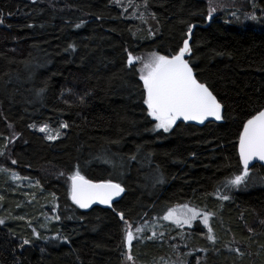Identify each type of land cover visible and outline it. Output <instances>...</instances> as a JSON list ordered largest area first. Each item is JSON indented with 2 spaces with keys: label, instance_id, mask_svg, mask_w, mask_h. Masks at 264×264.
<instances>
[{
  "label": "trees",
  "instance_id": "trees-1",
  "mask_svg": "<svg viewBox=\"0 0 264 264\" xmlns=\"http://www.w3.org/2000/svg\"><path fill=\"white\" fill-rule=\"evenodd\" d=\"M0 21V264H124L128 228L154 221L129 245L136 264H264V168L227 184L244 171L243 124L264 109V0L213 17L204 0H0ZM186 39L222 119L155 131L128 58ZM62 124L54 142L32 129ZM77 171L119 183L122 199L81 210ZM184 205L208 225L163 223Z\"/></svg>",
  "mask_w": 264,
  "mask_h": 264
},
{
  "label": "snow or ice",
  "instance_id": "snow-or-ice-1",
  "mask_svg": "<svg viewBox=\"0 0 264 264\" xmlns=\"http://www.w3.org/2000/svg\"><path fill=\"white\" fill-rule=\"evenodd\" d=\"M188 33L191 36V28H189ZM190 51L189 40L186 39L178 53L172 56L153 53L149 60L142 62L143 67L139 69V79L143 82V102L147 106V115L156 122L155 128L158 130L162 129L164 132H168L178 120L196 121L203 124L209 117L217 121L222 119L221 103L218 102L208 86L198 82L193 75V68L185 59V55ZM128 64L129 66L134 64L131 55L128 58ZM62 127H67V125H62ZM39 131L46 132V126L41 127ZM47 138L51 140L56 137L49 135ZM239 157L244 171L242 174H237L234 178L229 179L227 181L229 185L238 186L241 184L248 175L249 165L253 160L264 162V110L252 115L243 124L239 134ZM69 179L71 180V200L81 209L90 208L95 203L112 207L113 199L124 192V188L119 183L111 181L93 183L82 176L79 171L75 172ZM223 199L227 200L228 196L225 195ZM113 210L115 211V209ZM118 215L122 220L124 219L122 213H118ZM198 215L197 210L184 205L178 216H176V210L172 209L163 218L169 220L175 217L174 222L177 225L187 224L191 226L192 221ZM203 222L207 226L208 216H204ZM2 223L3 221L0 220V224ZM209 233H211L210 228ZM208 239L213 240V237L209 235ZM132 240L133 234L128 232L127 242L129 245ZM28 243V240L24 241V244ZM128 259L131 260L132 257L128 256Z\"/></svg>",
  "mask_w": 264,
  "mask_h": 264
},
{
  "label": "rangeland",
  "instance_id": "rangeland-1",
  "mask_svg": "<svg viewBox=\"0 0 264 264\" xmlns=\"http://www.w3.org/2000/svg\"><path fill=\"white\" fill-rule=\"evenodd\" d=\"M118 1H122V2H124L125 0H118ZM205 1V3L208 5V9H209V16L210 17H213L216 13H219V12H226V11H228V10H230V8L231 9H233L234 7H236V6H238L239 7V9L241 8V7H243V3L244 2H246L247 0H204ZM247 11V10H246ZM245 11V9H244V12H246ZM243 19H244V22L246 21L245 19H248V20H250V19H254L255 17H254V15H251L250 17H252V18H247V16L245 15V13H243ZM235 19H237L238 21L241 19V18H239L238 19V17H235ZM155 53V52H154ZM152 54L153 53H147V54H140V55H138L137 57H133V60H134V62L136 61L137 63V69H138V74L140 75V73H139V69L140 68H142L143 67V63L142 62H146L147 60H149L150 58H151V56H152ZM155 54H157V53H155ZM158 55V54H157ZM137 58H139V59H137ZM147 107V106H146ZM154 121V120H153ZM156 123V122H155ZM62 125H65V124H62ZM46 126V128H47V131L46 132H41V131H39V129L41 128V127H45ZM175 125H173L172 126V128L174 127ZM62 126H60V128H61ZM60 128H58V129H52V128H50L48 125H41V126H33L32 127V129L33 130H35L36 132H38V133H40V134H42L44 137H45V139L47 140V141H49V142H54V141H56V140H58L61 136H62V134H63V130L64 129H66V127H62L61 129ZM64 128V129H63ZM171 128V129H172ZM170 129V130H171ZM154 130L155 131H163L162 129H156L155 128V125H154ZM169 130V131H170ZM168 131V132H169ZM164 132V131H163ZM58 134V135H57ZM49 135H51V136H53V137H56L55 139H48L47 137L49 136ZM70 184H71V180H70ZM231 186H234V185H231ZM188 206V205H187ZM189 208H192V209H195V210H197L198 211V213H199V215L197 216V218L195 219V220H193L192 221V225L191 226H189V225H187V224H182V225H177L175 222H174V218L173 219H169V220H165L164 218H163V223L164 224H166L167 222H171L172 224H173V226H184V227H187V228H189V227H193L194 225H195V223H199L201 226H202V224H204V222H203V218H204V216H208V221H209V218H210V214H209V212H207L202 206H198V207H196V206H188ZM181 208L182 207H180V208H177V209H175L176 210V216H178L179 215V213H180V210H181ZM166 221V222H165ZM205 225V224H204ZM208 225V224H207ZM159 226L160 225H158V222L157 221H154L152 224H150L149 226H148V228L146 229V228H141V227H138L137 229H140V231H137V229L135 230V232H133V231H131V229L130 228H128V231H127V233L128 232H131L132 234H133V240H132V242H131V244L132 243H134V242H136L137 240H141L142 239V235H143V231H148V232H150L151 234H153L154 232H156L158 229H159ZM127 233H126V239H125V243H126V241H127ZM155 234V233H154ZM128 256H130V254H129V250H127V255H126V258H125V262H124V264H136L134 261H133V259H131V260H129L128 259Z\"/></svg>",
  "mask_w": 264,
  "mask_h": 264
},
{
  "label": "water",
  "instance_id": "water-1",
  "mask_svg": "<svg viewBox=\"0 0 264 264\" xmlns=\"http://www.w3.org/2000/svg\"><path fill=\"white\" fill-rule=\"evenodd\" d=\"M185 59L187 60V58L185 57ZM188 61V60H187ZM189 66L191 67V65L189 64ZM193 75L195 76L194 74V71H193ZM264 110V109H263ZM223 115V107L221 109V116ZM220 121V120H219ZM217 120H215L214 118L212 117H209L207 120H205V122L203 124H200V123H197L196 121H184V120H178L176 123H183V124H188V125H193V126H197V127H202L203 125H205L206 123H217L219 122ZM242 131V130H241ZM237 151H238V158H239V161H240V157H239V139H238V143H237ZM241 164V163H240ZM255 165H259L261 167L264 168V162H261L259 160H253L250 165H249V169L250 170L253 166ZM241 166L243 167V165L241 164ZM93 182V181H91ZM93 183H102V182H93ZM70 188H71V184H70ZM124 195V192H122L120 194V196L118 197H115L112 201V206H114L117 202H119L122 197ZM72 201V200H71ZM76 205V204H75ZM77 206V205H76ZM78 207V206H77ZM93 207H102V208H106V209H111L112 207H109L108 205H105V204H100V203H95L93 204L90 208H87V209H81V210H88V209H91ZM126 249L129 250L130 249V246L128 244V242L126 241Z\"/></svg>",
  "mask_w": 264,
  "mask_h": 264
},
{
  "label": "bare ground",
  "instance_id": "bare-ground-1",
  "mask_svg": "<svg viewBox=\"0 0 264 264\" xmlns=\"http://www.w3.org/2000/svg\"><path fill=\"white\" fill-rule=\"evenodd\" d=\"M188 125V124H187ZM244 169V168H243Z\"/></svg>",
  "mask_w": 264,
  "mask_h": 264
}]
</instances>
